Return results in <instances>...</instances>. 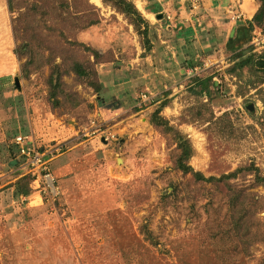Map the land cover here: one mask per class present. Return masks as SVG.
Masks as SVG:
<instances>
[{
	"label": "rangeland",
	"instance_id": "rangeland-1",
	"mask_svg": "<svg viewBox=\"0 0 264 264\" xmlns=\"http://www.w3.org/2000/svg\"><path fill=\"white\" fill-rule=\"evenodd\" d=\"M68 1L59 17L46 0H7L15 74L0 79V264H264V183L255 180L264 179V84L247 68L231 71L225 34L209 23L232 21L230 0H199L195 15L186 5L190 21L177 22L157 0H128L148 23L150 52L108 0ZM94 13L98 24L82 27ZM249 45L264 53V35L255 30ZM74 62L95 77L65 74ZM176 133L205 178L242 170L219 183L183 174ZM19 134L60 148L49 164L54 201L24 177ZM234 187L256 203L241 214L247 238L231 221Z\"/></svg>",
	"mask_w": 264,
	"mask_h": 264
},
{
	"label": "trees",
	"instance_id": "trees-1",
	"mask_svg": "<svg viewBox=\"0 0 264 264\" xmlns=\"http://www.w3.org/2000/svg\"><path fill=\"white\" fill-rule=\"evenodd\" d=\"M118 11L122 14L130 16L133 20V25L135 26L137 32L142 37V45L145 52H150L151 50V42L148 39V23L143 19L142 15L136 9L134 4L128 0H108ZM258 5V10L254 14L251 20L245 22L244 25H240L234 28L231 36L229 37L228 41L226 42L225 49L227 52L232 54L231 62L233 63L231 67V71L241 72L244 68H247L250 72H253L258 76V82L260 84H264V53L256 54L253 52V47L249 45L252 39V34L255 30L259 31L261 34L264 35V0H254ZM10 2V1H9ZM46 3L51 4L50 10L52 12L58 13L59 17H62L63 14H68L70 9V3L68 0H46ZM32 9L34 12H39L41 9L40 2H36V4L32 5ZM94 18L88 19L82 25V27H92L98 24L99 18L97 17L96 13L93 14ZM81 28V27H79ZM35 49V48H33ZM37 50V49H36ZM38 52V51H37ZM17 55V52H15ZM92 55L95 59L98 58L97 53L92 51ZM26 65L34 64L32 61H28ZM24 72H26L23 69ZM65 74L69 72L73 73L78 79H88L94 78L95 72L91 70V67L88 65H82L78 62L72 63L70 69L64 70ZM200 81V80H198ZM197 81V82H198ZM92 82V81H91ZM202 82V81H200ZM60 84V79L58 77L57 83L54 84V81L50 83V87L52 89L50 93V99L52 100L55 106L59 105V101L56 98V86ZM93 86H97V84H93ZM100 85L96 88L97 91L100 90ZM207 95L209 94L208 91ZM152 121L155 125H163V122L158 113H155L152 117ZM176 138L180 142V154L177 158L178 168L181 170L183 174H191L193 178L207 182V183H219L229 181L234 179L242 169L235 171L234 173L223 175L220 178L210 177L205 178L201 173L195 172L190 166L187 165V161L191 157V149L189 146L188 141H186L179 133H176ZM244 170L247 171H255L257 173V169H254L253 166L246 167ZM28 178L29 182L31 183V177L26 175L24 176ZM258 183H264V179L258 177L256 175L255 179ZM28 191H21L23 195H27ZM232 196L229 198V207L230 210H233L237 213V217L231 218L233 221V225L235 229L240 228V222L242 221V213H245L247 207L252 206V204H256L253 198V194L244 193L243 191H239L238 188L234 187L231 192ZM245 198H249V202L246 201ZM247 229V228H246ZM248 231V232H247ZM243 235L244 238H247L250 234L249 230H246L243 227L240 228L239 235Z\"/></svg>",
	"mask_w": 264,
	"mask_h": 264
},
{
	"label": "crops",
	"instance_id": "crops-1",
	"mask_svg": "<svg viewBox=\"0 0 264 264\" xmlns=\"http://www.w3.org/2000/svg\"><path fill=\"white\" fill-rule=\"evenodd\" d=\"M162 1H164L163 4L161 3ZM157 2L164 11L170 13L168 17L172 18L173 22H177L176 19L178 20V17L175 18L176 16L183 17L184 14L186 17L185 21H190V14L188 15L185 10V6L190 4L189 0H178L177 2L176 0H157ZM230 2V5L227 6V11L230 9L228 12L232 21L226 22L222 18L211 16L214 21L209 22L214 24L218 33L225 34V42L231 36L236 26L235 24L251 20L259 7L254 0H230ZM153 8L158 9V5ZM233 15H237L238 19H234ZM11 38L7 0H0V79H8L15 74L13 65L15 58L11 48Z\"/></svg>",
	"mask_w": 264,
	"mask_h": 264
},
{
	"label": "built area",
	"instance_id": "built-area-1",
	"mask_svg": "<svg viewBox=\"0 0 264 264\" xmlns=\"http://www.w3.org/2000/svg\"><path fill=\"white\" fill-rule=\"evenodd\" d=\"M189 1L191 13L192 15H195L200 7V1ZM233 18L238 19V16L233 15ZM261 43H263V41H261ZM190 72L192 73V71ZM143 98H145V96H143ZM13 143L21 159H23L27 170L26 173L31 177L30 185L37 197L54 201L58 197L59 191L55 186V181L50 172L49 164L55 158V154L60 151V148L45 150L43 148L35 147L32 144L31 137L20 134L14 137ZM28 198L29 197L23 198V201H26Z\"/></svg>",
	"mask_w": 264,
	"mask_h": 264
},
{
	"label": "bare ground",
	"instance_id": "bare-ground-1",
	"mask_svg": "<svg viewBox=\"0 0 264 264\" xmlns=\"http://www.w3.org/2000/svg\"><path fill=\"white\" fill-rule=\"evenodd\" d=\"M91 3L95 4V5H98L100 4V1L99 0H89ZM142 8V7H141Z\"/></svg>",
	"mask_w": 264,
	"mask_h": 264
},
{
	"label": "water",
	"instance_id": "water-1",
	"mask_svg": "<svg viewBox=\"0 0 264 264\" xmlns=\"http://www.w3.org/2000/svg\"><path fill=\"white\" fill-rule=\"evenodd\" d=\"M15 85H16V87H18V86H19L18 79H15Z\"/></svg>",
	"mask_w": 264,
	"mask_h": 264
}]
</instances>
